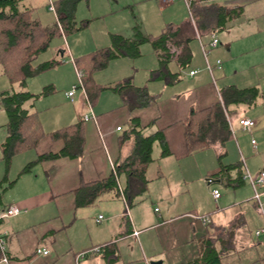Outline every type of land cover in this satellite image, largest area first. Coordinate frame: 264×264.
Listing matches in <instances>:
<instances>
[{"label": "crops", "instance_id": "obj_1", "mask_svg": "<svg viewBox=\"0 0 264 264\" xmlns=\"http://www.w3.org/2000/svg\"><path fill=\"white\" fill-rule=\"evenodd\" d=\"M147 1L153 3L154 0H124L115 11L121 10L120 6L133 11L134 4ZM159 1L166 3L164 8L160 4L167 16L165 22L162 23L157 15L154 21L157 31L153 29L148 33L141 28L151 36H158L167 23L188 20L185 2ZM22 2L24 0L20 1L22 9L30 7ZM224 3L242 5L243 12L217 33L220 45L209 56L213 64L217 59L222 60V66L213 70L215 81L206 69L201 49V42L208 43L211 34H198L190 45L193 58L188 72L183 73L187 69L180 68L176 59L169 63L172 72H180L175 83L150 79L151 71L159 67V56L152 45L144 49L142 45L140 56L112 58L104 70L94 73V82L107 88L91 103L83 83L78 81L80 70L75 66V58L110 47L112 34L131 37L134 26L139 23L130 22L127 25L130 30L125 27L111 29L116 20L113 16L112 21H104L105 28L95 38L98 42L92 35L86 42L78 41L74 35L73 43L66 41L51 48L55 56L52 53L44 61L60 59L58 67L53 68L55 71L50 76L27 79L26 89L36 94L47 86L52 90L24 104L25 109L35 113L44 134L35 146L17 152L8 166L1 148L8 135L6 112L2 124L6 133L0 141L3 163L0 164V210L14 204L22 209L0 223V230L6 232L9 264H152V261L189 264L199 257L201 246L208 239L221 251L224 264H263L264 239L260 240L253 233L260 217L256 202L252 200L253 190L250 191V184L243 179L242 158L251 172L264 169V138L252 143L257 117L251 116L257 104L264 112V94L251 106L242 103L225 108L220 90L227 85L256 86L264 93L259 81L248 83L261 76L259 70L254 69L264 68V0ZM92 4L95 9L91 8V19L110 14L104 6L99 10L101 3L96 0H92ZM106 10L107 13L99 14ZM53 11L58 20L55 7ZM152 22L150 20L149 24ZM49 25L52 27L53 22ZM78 44L81 48L74 49ZM40 62L43 61L36 63ZM193 69L198 71L191 75L189 71ZM127 77L134 85L146 86L150 93L159 94L158 99L147 107L130 110L113 88ZM77 83L72 99L68 92ZM216 102L225 108L231 138L224 145L211 147L216 149V157L209 163L207 156L196 153L199 151L190 152L186 123L193 110L205 109ZM85 115L90 117L85 119ZM242 117L255 120V126L244 130L239 123ZM133 118L144 127L145 135L161 130L169 150L168 154L161 155L160 147L154 145V160L146 170L147 190L129 205L123 194L125 177L121 176L119 192L107 190L92 204L78 206L77 189L82 184L109 177L115 166L131 152L133 142L125 139V134L131 129ZM77 122L81 123L84 138L81 155L43 159L22 172L25 165L38 156L60 152L65 140L51 132ZM240 134L244 135L241 139ZM244 153L248 154V159ZM205 175L215 178L212 190L218 189L220 183L227 187L225 200L222 195L219 200L213 198L211 184L202 182ZM202 216H209L211 223L205 224ZM37 248H47L50 253L37 254Z\"/></svg>", "mask_w": 264, "mask_h": 264}, {"label": "trees", "instance_id": "obj_2", "mask_svg": "<svg viewBox=\"0 0 264 264\" xmlns=\"http://www.w3.org/2000/svg\"><path fill=\"white\" fill-rule=\"evenodd\" d=\"M20 1L0 0V66L10 76L12 82L18 81L20 86L18 90L12 87L0 92V107L8 116L6 124L8 135L1 144L2 156L7 166L17 152L35 146L44 134L35 113L25 109L24 104L31 99L46 95L52 88L47 86L39 94L32 93L26 89V79L55 67L61 61L52 59L35 63V60L41 52L48 50L53 37L79 28L75 16L77 6L82 1L89 2V0H56L54 7L58 20L52 27L45 28L40 18L32 16L34 8L22 9ZM191 10L194 21L189 16L187 21L181 23H167L158 36L145 34L140 24H137L133 28L131 37L112 34L110 47L88 54L87 63L91 67L87 71L84 69L86 67H83L85 64H81V68L82 79L84 78L82 83L90 102H94L95 96L107 88L94 82L93 73L106 68L112 58L140 56V47L146 42L152 45L159 56V67L151 71L150 79L164 80L168 84L175 83L179 80L180 72H172L169 63L176 59L180 68L190 67L193 58L190 45L197 35H210L225 29L230 21L242 14L243 6H230L216 0H192ZM79 58L76 60L77 63ZM113 88L119 92L130 110L151 105L159 95L150 93L146 86L134 85L130 77L118 81ZM220 91L225 108L230 104L242 103L251 106L264 94L256 86L238 88L235 85H227ZM225 108L220 102H216L205 109L191 112L185 134L190 152L205 150L217 144L224 145L231 138ZM135 121V118L131 119V129L125 134V139H131L133 142L131 152L115 166V171L109 177L82 184L77 189L78 206L92 204L107 190L119 192L118 179L121 176L125 177L123 194L129 205L147 190L149 180L146 177V170L154 160V145L160 147L161 155L168 154L169 150L161 130L145 135L142 132L144 127L141 128ZM51 134L64 138L63 149L58 153L38 156L36 160L27 163L22 172L28 171L34 163L43 159L81 155L84 138L80 122L53 131ZM204 242L199 257L189 264H224L221 251L216 248L214 242L209 239Z\"/></svg>", "mask_w": 264, "mask_h": 264}, {"label": "rangeland", "instance_id": "obj_3", "mask_svg": "<svg viewBox=\"0 0 264 264\" xmlns=\"http://www.w3.org/2000/svg\"><path fill=\"white\" fill-rule=\"evenodd\" d=\"M55 1L56 0H24V2H22V3H24V6L27 5V6H30V8H34V10L32 12V16L40 18V20L42 21L41 22L42 26H44L45 28L46 27L49 28L50 27L49 24H51L53 22V25H54L55 22L57 21L56 15H55V13L53 11L54 10V2ZM96 1L101 3L100 6H99V10H102L103 9L102 6H104V8H106V9L108 8L110 10V11L108 10L109 11L108 13H110V14H105V15L101 16V18L91 19L90 12H91V8L93 7L92 0H89V2H86V1L80 2L78 4V6H77V10H76V13H75L76 20H77V26H79V28L74 30L73 32L62 34V35H57V36L53 37V39L51 40V43L49 45L48 50H46L44 52H41L39 54L38 58L35 60V63L38 62V61H44V60L48 59L50 57V55L53 53L51 48H53L55 45H58V44L61 45V44L65 43L66 41H70V43H73V36L74 35H76L77 36L76 38H79L78 41H81V42H83V41L86 42L88 40H91L88 37L90 35H92V39H94L96 42H98V40H96L95 38H96V35H98L99 31L101 29L105 28L104 21L107 20L106 21L107 23L112 21L113 16H116V20H115V23L113 25H111L112 26L111 29H115V28L116 29H120L121 27H125V29L130 30V28H128L127 25H129L130 22H132V21L134 22L135 21V22L140 24V26H141V28L143 30L146 29L147 31H149L148 33H151V31L153 29H155L153 31H157L156 30L157 28H155L156 22H154L155 20H157V15L160 18V20L162 21V23L165 22V18L167 17L165 15L164 9H162L161 6H160V4H163V8H164L166 3L160 2L159 0L158 1L154 0L153 3L150 2V1H147V2L141 3V4L140 3L139 4H134L132 6L133 11H127L126 9H128V8L122 9L123 6H120L118 8V9H121V10L115 11V9H117L119 4H124V0H120V2H118L117 0H96ZM216 1H220V2L224 3V2H227L229 0H216ZM179 3H184V1L183 0L182 1L181 0H177V4H179ZM49 4H51L50 9H49ZM155 5L158 6V7H155V9L157 11L154 9ZM109 7L112 8V9H110ZM93 8L95 9V7H93ZM153 11L154 12L156 11V14L155 13L153 14ZM104 13H107V10L106 11H102L99 14H104ZM120 13H123V14L120 15ZM185 13H187V18H189L190 15H188L187 7H186ZM104 18H106V19H104ZM83 20H84V22H82ZM150 20L153 21L152 24H149ZM127 21H128V24H127ZM122 29H124V28H122ZM142 45L144 46L143 47V49H144L147 46H150L151 44L150 43H144ZM142 45H141V47H142ZM81 46H82L81 44H78V46L74 47V49H80ZM97 50H99V49H97ZM90 53H88V54H90ZM54 54H55V51H54L53 55ZM88 54H83L80 58L79 57L75 58L76 60H77V58H79L78 63L75 62V66L80 71H82L81 64H85V65H83V67H86L84 69H87V71L91 67V65H89L87 63L88 58H89L87 56ZM67 61H69V60H67ZM72 61H73V59L70 61L71 62L70 64H72ZM65 63L67 64V62H65ZM56 67H58V66H56ZM53 68H55V67H53ZM53 68L48 69L46 71H43V72L39 73L38 75L39 76L40 75L41 76H50V74H52V72L55 71V69H53ZM104 69L97 70L94 73L102 71ZM186 69L187 70L183 71L184 74L186 72H188V70H189V68H186ZM247 70H249V69H247ZM254 70H256V71L259 70V74H261V76H260V78L258 76H256L257 78H254V80L249 81L248 83H253V82L259 81L261 83V87H264V68L263 67H259V68L254 69ZM94 73H93V75H94ZM183 73H182V75H184ZM66 74H68V71L66 72ZM38 75H36V76H38ZM36 76H34V77H36ZM34 77H30V78L33 79ZM78 78H79L78 81H80V82H81V80L84 79V78L83 79L80 78L79 76H78ZM247 78H249V76ZM27 79H29V78H27ZM27 79H26V82L28 81ZM76 85L78 86V83ZM12 87L15 90H18L20 88L19 82L18 81L12 82V80L10 79V76L7 73H5L4 70H3V67L0 66V92L3 91V90H6V89H11ZM72 87H74V86H72ZM55 89H58V88L55 87ZM55 93H56V91H55ZM259 105L257 104V106L253 107L252 110L255 113H253L254 115H251L252 117H255V118L257 117V125L253 129L254 130V137H255L254 139H255V141H256V139H261L262 140L264 138V135H262V132L264 134V128H263L264 127V114H263L264 112H263V109ZM5 119H6L5 111L3 109H0V141L4 138L5 133H6L5 130H4V127L2 126V124L5 121ZM255 129H258V130H255ZM255 131H258V134L255 133ZM239 136H240V139H241L242 138L241 136H244V135L240 134ZM196 153H200V154H203V156H207V161L206 162H209V163L212 162V160L216 157V155H215L216 154V149H214V148H210V149H207V150H202V151H199V152H196ZM244 155L247 157L245 159H248V157H249L248 154L244 153ZM245 163L248 166L246 160H245ZM0 164H3L2 161H0ZM206 177H207V175L202 177V182L205 183V184H207V182L205 180ZM210 186H211V190H212L214 184H211ZM218 187H219L218 190L220 191L221 195L224 197L222 200H225L226 199L225 196L228 193L227 187L225 185L221 184V183L218 185ZM248 187L250 188V191L252 192V190H251L252 187H250V185H248ZM205 192L207 194V190ZM218 200H219V198H218ZM252 200H253V198H252ZM256 209H257V212H258L259 217H260V223H259V225L257 226L256 229H259V228L263 227L264 219H263L262 214L260 213L259 208L256 207ZM197 213H200V211H197ZM207 225H209V224H207ZM254 231H253V233H255ZM254 235L256 237H259L260 240L264 239V233H262L259 236H257L256 234H254Z\"/></svg>", "mask_w": 264, "mask_h": 264}, {"label": "built area", "instance_id": "obj_4", "mask_svg": "<svg viewBox=\"0 0 264 264\" xmlns=\"http://www.w3.org/2000/svg\"><path fill=\"white\" fill-rule=\"evenodd\" d=\"M166 2H174V0H165ZM186 4V7L188 9V13L193 20V15H192V10H191V1L192 0H183ZM200 38V37H199ZM220 45V39L217 35V33H213L210 36V40L208 43L205 42H201V49L203 52V55L205 57V61H206V69L209 70L210 74L212 75L213 81H215V76L213 74V70L216 67H221L222 66V60L221 59H217L216 62L213 64L210 62L209 60V56L211 51L214 48H217ZM198 70H190L189 73L191 75L195 74ZM79 77L82 78L83 76V72L80 71L78 73ZM82 84V82H80ZM77 89V85L75 84L74 87H72V89L68 92V96L71 97L73 99V95L75 93ZM90 115H85V119L89 118ZM239 123L240 125L243 127L244 130H251L253 128V126H255L256 122L255 120L251 119V118H247V117H242L239 119ZM118 129H120V127H118ZM232 129V127H231ZM233 131V129H232ZM234 132V131H233ZM253 144H256L255 139L252 140ZM242 162L244 165V173H243V179L248 182L250 184V186L252 187L253 190V200L256 202L257 208H259L260 213L263 216L264 219V169L260 170L258 173H252L249 168L247 167L244 158H242ZM214 176L210 175L207 176L205 178L206 182L211 184L214 181ZM212 194H213V198L214 199H218L221 197V193L220 191L215 188L212 190ZM21 208L18 205H10L5 209H1L0 210V220H4L7 219L9 217L15 216L17 214H19L21 212ZM100 218H102V215H100ZM203 222L205 224H210L211 223V219L209 216H202L201 217ZM137 233V232H135ZM262 233H264V225L262 228L256 229L255 230V234L257 236L261 235ZM6 232H3L2 230H0V263H5V264H9V258L6 252V246H7V239H6ZM37 254H41V255H47L50 253V250L47 248H37L36 250Z\"/></svg>", "mask_w": 264, "mask_h": 264}, {"label": "water", "instance_id": "obj_5", "mask_svg": "<svg viewBox=\"0 0 264 264\" xmlns=\"http://www.w3.org/2000/svg\"><path fill=\"white\" fill-rule=\"evenodd\" d=\"M152 264H161V261H152Z\"/></svg>", "mask_w": 264, "mask_h": 264}]
</instances>
